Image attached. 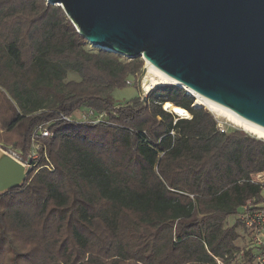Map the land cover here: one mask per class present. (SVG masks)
Segmentation results:
<instances>
[{"label":"trees","instance_id":"obj_1","mask_svg":"<svg viewBox=\"0 0 264 264\" xmlns=\"http://www.w3.org/2000/svg\"><path fill=\"white\" fill-rule=\"evenodd\" d=\"M142 67L91 49L60 7L0 0V143L26 156L32 130L54 121V171L0 195V264H217L238 250L228 220L259 193L248 180L264 172V142L220 133L174 86L116 107ZM81 106L105 123L55 121Z\"/></svg>","mask_w":264,"mask_h":264},{"label":"water","instance_id":"obj_2","mask_svg":"<svg viewBox=\"0 0 264 264\" xmlns=\"http://www.w3.org/2000/svg\"><path fill=\"white\" fill-rule=\"evenodd\" d=\"M45 1L60 7L92 48L148 60L264 129V0ZM30 173L0 150V195L22 187Z\"/></svg>","mask_w":264,"mask_h":264},{"label":"built area","instance_id":"obj_3","mask_svg":"<svg viewBox=\"0 0 264 264\" xmlns=\"http://www.w3.org/2000/svg\"><path fill=\"white\" fill-rule=\"evenodd\" d=\"M81 107L70 116L59 115L55 121L88 125L105 123L106 115L104 113H96L85 106ZM81 109L83 110L80 111ZM53 124L54 121L39 125L32 130L26 156L15 150H6L5 153L28 167L33 174L41 169L53 172L54 167L46 154L43 143L45 139L53 136L50 130V126ZM217 129L220 133L225 132L219 123H217ZM40 161L44 162L43 165L40 164ZM248 182L257 185L259 193L239 208L240 213L237 215V221L240 224L239 238L241 236L244 245L230 256H225V261L218 260L217 264H264V172L250 175Z\"/></svg>","mask_w":264,"mask_h":264},{"label":"bare ground","instance_id":"obj_4","mask_svg":"<svg viewBox=\"0 0 264 264\" xmlns=\"http://www.w3.org/2000/svg\"><path fill=\"white\" fill-rule=\"evenodd\" d=\"M145 73L146 75L143 78L142 87L140 84V87L142 88V91L144 93L149 92L155 87H161V86H177V87L185 88L195 98L194 107L198 108V107L204 106L210 112L214 113L216 116L229 120L233 122L234 124L238 125L244 131H247L251 134H254L264 139V129L249 123L248 121L239 117L233 111L225 107H222L220 105L214 104L204 99L203 97H200L199 95L192 93L184 85L172 79L171 77H169L167 74H165L161 70L155 68L148 60H145ZM164 108L168 111H173L174 113H176V115L179 118H189L190 117V115L186 111L182 109H176L170 104H165Z\"/></svg>","mask_w":264,"mask_h":264},{"label":"rangeland","instance_id":"obj_5","mask_svg":"<svg viewBox=\"0 0 264 264\" xmlns=\"http://www.w3.org/2000/svg\"><path fill=\"white\" fill-rule=\"evenodd\" d=\"M89 47L91 49H94L90 45H89ZM122 58H123V60H128V58H126V57H122ZM141 60L143 61V67H142L140 73L137 74L134 78L128 79V81H127V87L125 89L119 90V91L117 90V91H115L113 93V99H114V103H115V106L116 107L122 106V105L128 103L130 100L135 99V98H140V99L143 100V99H145L149 95V93H151L155 89L162 88V87H168V86L155 87L154 89L150 90L149 92L144 93L142 91V88L141 87H142L143 78L145 77L146 73L143 75V77H141V73H142V71H143V69L145 67V61L142 58H141ZM140 79H141V83H140L141 84V87L138 85V81ZM77 80H78V78L75 75H73V74L69 75L68 81H77ZM194 100H195V98H194ZM194 103H195V101H194ZM198 108L204 109L205 111H207L208 113H210L213 116V118L216 120V122L220 124L221 128L225 132L238 131V132H241V133L245 134L246 136H249V137H252L254 139H257V140H260V141L264 142V139L263 138H260V137L254 135V134H251V133H249L247 131H244L238 125L234 124L233 122H231L229 120H226V119H224L222 117L216 116L214 113L210 112L206 107L201 106V107H198ZM82 110L83 109H81L80 111H82ZM179 119H181V118H179ZM0 150L1 151H4V152H6V150H15L17 152L20 151L22 153L21 150L16 149L12 145H8V144H5V143H0ZM239 213H240V210L237 211V215ZM237 215H235L234 217L229 218L228 223H229L230 226L234 225L235 222L237 221V218H238ZM239 235H240V230H238V236ZM235 245H236L237 248L242 247L244 245V241L242 240L241 236H240V238H238L235 241Z\"/></svg>","mask_w":264,"mask_h":264}]
</instances>
